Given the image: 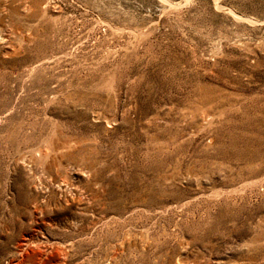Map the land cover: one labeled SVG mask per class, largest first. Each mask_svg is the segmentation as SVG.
<instances>
[{
  "label": "rangeland",
  "instance_id": "1",
  "mask_svg": "<svg viewBox=\"0 0 264 264\" xmlns=\"http://www.w3.org/2000/svg\"><path fill=\"white\" fill-rule=\"evenodd\" d=\"M0 264H264V0H0Z\"/></svg>",
  "mask_w": 264,
  "mask_h": 264
}]
</instances>
